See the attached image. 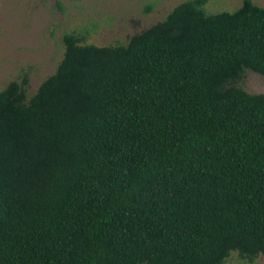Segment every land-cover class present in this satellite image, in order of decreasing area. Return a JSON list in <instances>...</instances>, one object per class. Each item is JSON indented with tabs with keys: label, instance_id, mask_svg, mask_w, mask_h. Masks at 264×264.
Segmentation results:
<instances>
[{
	"label": "trees",
	"instance_id": "16d2710c",
	"mask_svg": "<svg viewBox=\"0 0 264 264\" xmlns=\"http://www.w3.org/2000/svg\"><path fill=\"white\" fill-rule=\"evenodd\" d=\"M208 1L125 41L64 32L33 94L27 72L0 89V264L264 257V93L240 85L264 76V5Z\"/></svg>",
	"mask_w": 264,
	"mask_h": 264
},
{
	"label": "rangeland",
	"instance_id": "374dc122",
	"mask_svg": "<svg viewBox=\"0 0 264 264\" xmlns=\"http://www.w3.org/2000/svg\"><path fill=\"white\" fill-rule=\"evenodd\" d=\"M0 0V89L27 72V93L52 73L63 55L64 32L87 31V42L106 45L125 41L163 18L183 0ZM264 5V0H253ZM242 0H209L210 12L233 11ZM150 10L145 11L147 6ZM240 85L264 93V76L250 70ZM223 264H264L259 255L248 263L231 252Z\"/></svg>",
	"mask_w": 264,
	"mask_h": 264
}]
</instances>
